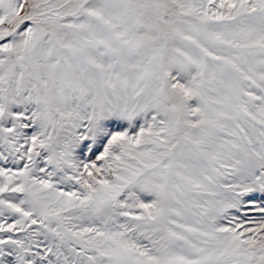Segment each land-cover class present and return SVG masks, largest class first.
I'll return each instance as SVG.
<instances>
[{"label":"snow or ice","instance_id":"6c2138e0","mask_svg":"<svg viewBox=\"0 0 264 264\" xmlns=\"http://www.w3.org/2000/svg\"><path fill=\"white\" fill-rule=\"evenodd\" d=\"M0 264H264V0H0Z\"/></svg>","mask_w":264,"mask_h":264}]
</instances>
